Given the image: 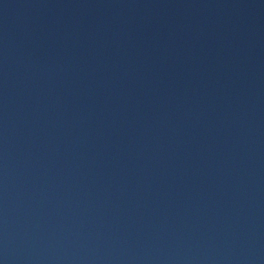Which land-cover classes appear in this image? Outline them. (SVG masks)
Returning <instances> with one entry per match:
<instances>
[{
	"label": "water",
	"instance_id": "95a60500",
	"mask_svg": "<svg viewBox=\"0 0 264 264\" xmlns=\"http://www.w3.org/2000/svg\"><path fill=\"white\" fill-rule=\"evenodd\" d=\"M0 264H264V0H0Z\"/></svg>",
	"mask_w": 264,
	"mask_h": 264
}]
</instances>
